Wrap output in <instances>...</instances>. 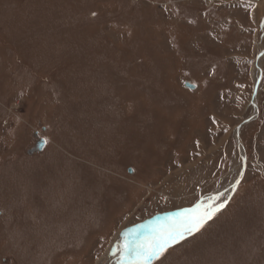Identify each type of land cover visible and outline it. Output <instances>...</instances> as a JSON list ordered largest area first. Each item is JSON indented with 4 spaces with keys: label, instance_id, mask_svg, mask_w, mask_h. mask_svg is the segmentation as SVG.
Returning a JSON list of instances; mask_svg holds the SVG:
<instances>
[{
    "label": "rangeland",
    "instance_id": "rangeland-1",
    "mask_svg": "<svg viewBox=\"0 0 264 264\" xmlns=\"http://www.w3.org/2000/svg\"><path fill=\"white\" fill-rule=\"evenodd\" d=\"M262 20L264 0H0V264H115L198 204L215 225L152 264H264Z\"/></svg>",
    "mask_w": 264,
    "mask_h": 264
},
{
    "label": "snow or ice",
    "instance_id": "snow-or-ice-1",
    "mask_svg": "<svg viewBox=\"0 0 264 264\" xmlns=\"http://www.w3.org/2000/svg\"><path fill=\"white\" fill-rule=\"evenodd\" d=\"M249 6L255 7L251 3ZM260 27L264 28V20L260 22ZM260 55L264 57V53ZM199 207L200 205H197V208ZM223 207V204L215 206L209 204L202 213L196 215L177 213V216H184V219L169 223L167 226L152 228L146 238L139 243L133 240L131 243L122 245L120 249L121 264H124L128 256H131L132 264H152L154 259H159L174 244L200 232L205 224Z\"/></svg>",
    "mask_w": 264,
    "mask_h": 264
},
{
    "label": "bare ground",
    "instance_id": "bare-ground-1",
    "mask_svg": "<svg viewBox=\"0 0 264 264\" xmlns=\"http://www.w3.org/2000/svg\"><path fill=\"white\" fill-rule=\"evenodd\" d=\"M240 144V143H239ZM243 158V157H242ZM239 181H236L234 183V186L233 188L238 184ZM230 194H228L225 198V201H227L230 196ZM210 198H213L215 201L217 200L218 196H213V197H210ZM208 204V203H207ZM206 208V204H201L199 208L196 207V209H194L193 211H183L181 213H188V214H191V215H196L197 213H202ZM184 219V216H177V215H172L171 217H169L168 219H165L164 221L165 222H162L161 225L159 227H162V226H167L169 223H172V222H179L180 220ZM153 223V222H152ZM159 224V222H157ZM146 226H143V227H139V228H133V229H130L129 232L131 234V238L129 240L128 243H131L133 240H135L137 243H139L140 241L144 240L148 234L149 231H151V225L149 227H147V229L145 228ZM109 252V251H108ZM107 255V254H106ZM105 255V256H106ZM127 258L131 259V256H128ZM126 258V259H127ZM118 260V259H117ZM102 261V260H101ZM101 261L99 262H96L95 264H100ZM118 261H121V256L119 258Z\"/></svg>",
    "mask_w": 264,
    "mask_h": 264
},
{
    "label": "water",
    "instance_id": "water-1",
    "mask_svg": "<svg viewBox=\"0 0 264 264\" xmlns=\"http://www.w3.org/2000/svg\"><path fill=\"white\" fill-rule=\"evenodd\" d=\"M183 86H184L185 88L189 89L190 91H194L195 88H196L195 85L190 84V83H188V82H185V83L183 84ZM249 121H250V120H245V121L242 122L239 126H237V127L235 128V130H236V134H238L240 127H241L242 125L248 123ZM33 138L35 139V142H34V145H33L30 149L27 150V154H28V155H33V154H36V153L41 152V151L44 149L45 145H46V141H45V139H44V138H40V137H38V133H37V132H35V133L33 134ZM243 164H244V159H243ZM128 172H129V174L132 173V171H131L130 169L128 170ZM198 205H199V204H198ZM196 207H197V205L193 206V207L190 208V209H187L186 211H193L194 209H196ZM181 212H182V211H177V212L170 213V214H164V215H161L160 217H158V219H166V218H167L168 216H170V215H173V214L176 215L177 213H181ZM152 222H153V219L147 221V222H146V227H145V228L149 227V226L152 224ZM143 226H145V225H143ZM129 260H131V259L127 258V259H125L124 262H127V261H129ZM115 264H121V261H117Z\"/></svg>",
    "mask_w": 264,
    "mask_h": 264
},
{
    "label": "trees",
    "instance_id": "trees-1",
    "mask_svg": "<svg viewBox=\"0 0 264 264\" xmlns=\"http://www.w3.org/2000/svg\"><path fill=\"white\" fill-rule=\"evenodd\" d=\"M217 216H219V214H217ZM216 216V220L214 219V218H212L211 220H210V224L211 225H213L214 223H213V221L215 220V222L217 221V219H218V217ZM220 216H222V215H220ZM215 225V224H214Z\"/></svg>",
    "mask_w": 264,
    "mask_h": 264
}]
</instances>
